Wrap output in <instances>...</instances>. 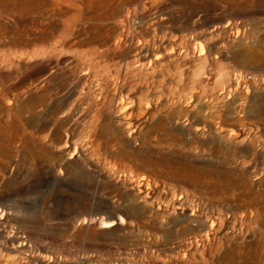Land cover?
I'll return each instance as SVG.
<instances>
[{"label": "rangeland", "instance_id": "rangeland-1", "mask_svg": "<svg viewBox=\"0 0 264 264\" xmlns=\"http://www.w3.org/2000/svg\"><path fill=\"white\" fill-rule=\"evenodd\" d=\"M0 264H264V0H0Z\"/></svg>", "mask_w": 264, "mask_h": 264}, {"label": "bare ground", "instance_id": "bare-ground-1", "mask_svg": "<svg viewBox=\"0 0 264 264\" xmlns=\"http://www.w3.org/2000/svg\"><path fill=\"white\" fill-rule=\"evenodd\" d=\"M203 49H202V47L200 46V51H202ZM90 58V57H89ZM86 60V61H85ZM87 61H89L90 62V60L89 59H87V58H85L84 56H83V58H81L80 59V64L81 65H85V66H87V67H89L90 66V63L89 62H87ZM97 66H100V64H99V62H97V63H95ZM81 100V104H83V105H90L91 104V101H90V98H88V97H86V96H84L82 99H80ZM133 116H134V112H133V110L132 109H125V111H124V117H128V118H133ZM113 224H110V226H112Z\"/></svg>", "mask_w": 264, "mask_h": 264}]
</instances>
